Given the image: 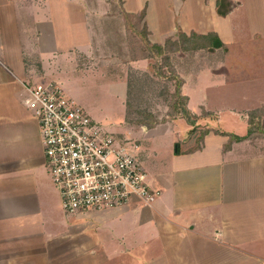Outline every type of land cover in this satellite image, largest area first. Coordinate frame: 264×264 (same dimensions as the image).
<instances>
[{
	"label": "crops",
	"instance_id": "obj_1",
	"mask_svg": "<svg viewBox=\"0 0 264 264\" xmlns=\"http://www.w3.org/2000/svg\"><path fill=\"white\" fill-rule=\"evenodd\" d=\"M57 1V9L51 3L50 15L36 18L35 2L21 9L18 0H0V264H264V152L255 150L250 138L231 139L246 136L248 114L264 107V97L254 98L242 110L238 105L208 107L206 88L198 87L201 76L192 83V89L202 91L199 114L190 111L186 81L181 88L188 110L196 116L186 136L174 135L170 156L149 165L144 148L149 183L160 190L151 206L135 202L85 214L64 212L46 174L40 129L26 104V86L55 82L63 90L62 76L69 64L73 75L103 77L111 93L124 101L128 84L79 66L80 53L92 56L88 18L72 9L74 2ZM227 1L233 8L216 25V0H188L193 20L188 25V18L171 7L178 0H123V9L130 14L145 10L150 38H159H151L153 43H162L179 29L202 35L216 32L228 54V62L220 67L232 74V79H221L222 85L263 89L264 0ZM238 15L240 26L232 20ZM228 66L238 71H227ZM257 69L263 71H253ZM223 110L234 116L240 112L244 134L214 127ZM206 129L210 133L200 147L189 148L198 131Z\"/></svg>",
	"mask_w": 264,
	"mask_h": 264
},
{
	"label": "rangeland",
	"instance_id": "obj_2",
	"mask_svg": "<svg viewBox=\"0 0 264 264\" xmlns=\"http://www.w3.org/2000/svg\"><path fill=\"white\" fill-rule=\"evenodd\" d=\"M29 1L18 0V5L21 9H24L28 6ZM178 1L180 2L172 4L171 7L175 8L177 14L181 15L180 17L184 16V18H188V21H185L184 24L193 23V20L188 16V10L192 7L188 4V0ZM31 2H35L36 4L37 14L35 16L39 18L42 13L51 14V3V8L57 9L58 1L48 3V0H31ZM44 2H47L46 5ZM68 2H74L73 4L76 9L74 6L71 8L75 12L80 11L86 14L91 30L90 51L92 56L86 57L83 53H80L78 55L79 66L84 69L87 65L93 72L95 70L101 71L102 75L114 76L119 81L126 82L128 85L130 83L131 86H127L126 101H124V99L115 97L111 93L110 87L106 84L103 77L96 74H91L90 77L89 73L85 74L86 76L83 74H79V76L73 75L74 71L72 69L74 70V68L69 64L65 67L62 76L66 79L64 85L65 95L75 100L92 120L101 125L107 132L113 134L118 143H121L120 140L125 142L126 148L134 152L139 159L146 157V153L143 152L146 147L150 162L145 163L148 165L159 159L166 160L170 156L169 144L174 135L184 138L187 134L188 121L180 117L181 109L179 110V108H181L182 101L177 98L174 91L177 85L176 82L179 80L178 78L174 79L173 76H176V74L183 84L185 81L188 84L186 93L191 96L189 108L190 111H195L197 114H199L198 104L202 98L201 90L195 91L192 89V83L195 82L197 76H201L202 78L198 87L203 91L206 88L208 96L205 104L208 107L219 105L221 107H232L238 105V109H241L246 107L247 103H253L254 98L264 97V88L255 89L246 87L240 90L237 86L222 85L223 81L221 79H232V74L225 73L226 69L223 68L224 65L220 67L221 64L228 62L226 51L223 48L213 51H208L207 49L196 50L194 48L202 46L205 44V41L200 38L190 37V42L184 44L179 39V32L183 31L182 29H179V32L177 31L175 36L167 37L162 43H153L151 41L152 37L150 38V32L147 30V39L152 44L164 45L168 39L176 41L177 46L173 44L166 45L167 53L164 57H155L153 52L146 48L141 37L142 31H144L143 28L146 26V23L143 21L145 10L143 11V17L142 12L137 14L127 13L130 16L125 17L123 15L125 12L123 0H68ZM227 4L230 5L228 8L230 11L224 16L218 13L216 5V9L214 10V25L218 24V21L221 22L223 17L230 14L233 4L230 2ZM44 9L48 10L42 12ZM224 10L225 8H221L222 12ZM240 19V15L234 17L232 19L234 25L240 26ZM192 33L188 32L185 34L191 35ZM210 33L218 35L214 31H210L206 35ZM57 38L59 39V37ZM155 38L159 39L157 37L152 39L154 40ZM51 45L53 46L54 43L52 42ZM245 49V55L248 57L251 54L250 46L245 47ZM236 56L234 54V57ZM261 56L264 58V55ZM230 58L234 60L233 57ZM248 60L250 59L248 58ZM251 61L247 62V64H252ZM90 62L92 64H89ZM259 62L260 60L253 64H258ZM159 67L163 72L160 75L158 74ZM230 68L232 67L228 66L227 71H238V68ZM203 71L205 75H202ZM210 71L213 73V77ZM253 71L259 72L263 70L257 69ZM249 75L253 76V74ZM260 75L258 74L256 77L260 78L264 76ZM207 88L209 89L207 90ZM247 97L249 99L246 100ZM259 109L262 112L263 117L261 118L264 122V107ZM239 114L240 112H237L234 116L227 110H223L221 115L222 120L217 122L214 127L233 133L244 134L246 127L240 121L242 118ZM171 130L174 131L169 133ZM141 133L146 134L142 139L140 138ZM154 134L160 135L153 136ZM250 139L253 141L251 146L263 153L264 134H258ZM188 147H191V149L199 148V137L196 139L195 137L192 138L188 143ZM46 174L51 180L47 170ZM51 183L53 184V182ZM54 188L58 191L55 186Z\"/></svg>",
	"mask_w": 264,
	"mask_h": 264
},
{
	"label": "built area",
	"instance_id": "obj_3",
	"mask_svg": "<svg viewBox=\"0 0 264 264\" xmlns=\"http://www.w3.org/2000/svg\"><path fill=\"white\" fill-rule=\"evenodd\" d=\"M27 107L38 123L45 168L68 215L151 206L154 188L142 159L92 120L55 82L26 86Z\"/></svg>",
	"mask_w": 264,
	"mask_h": 264
},
{
	"label": "trees",
	"instance_id": "obj_4",
	"mask_svg": "<svg viewBox=\"0 0 264 264\" xmlns=\"http://www.w3.org/2000/svg\"><path fill=\"white\" fill-rule=\"evenodd\" d=\"M224 3H225V5H224ZM227 3H228L227 0H217L216 5H217L218 13L220 15L224 16V15L228 14V12L230 11V9H228L230 5H228ZM221 8L222 9L225 8V10L222 12ZM123 15L125 17L130 16V14H127L126 12H124ZM143 16H144V14L142 12V17ZM143 30L144 31H142L143 33H142L141 37L143 38V41L145 43L146 48L150 49L153 52V55L155 57H162V56L164 57L166 55V53H167L166 45L167 44L176 45V41H173L171 39H168L164 45L152 44L147 39L148 31L146 29V26H144ZM190 37L200 38V39L205 41V44H203L202 46H199L197 48L195 47L194 49H196V50L197 49H207L208 51H213V50L223 48L226 51L225 45L220 40L218 35H216L215 33H210L208 35L203 36V35H198L195 32H193L191 35H186L182 31L179 32V39L182 40L184 44H187L188 42H190V39H189ZM147 58H149V57H147ZM157 67L158 66L156 64V68ZM161 73H163V72H162L161 68L159 67L158 68V74L160 75ZM173 77H174V79H176V78L179 79L176 82L177 85H176V88L174 89V91H175L177 98L182 101L181 108H179V110L181 109L180 116L185 118L189 124L194 125V123L196 122V116L192 115V113L188 110V108H187L188 98L186 96L182 95V92H181V87L183 85V82L177 74H176V76H173ZM128 86H131V84L129 83ZM261 117H263V116H262V112L260 109H256V110L249 112V114H248V132H247L246 136L238 137L235 135H231V139L236 140V141H243V140L249 139L253 136H256L258 134H264V122H263ZM151 126H153V124H151ZM215 132L221 133L217 130ZM209 133H210V130H208V129L198 131L200 141L203 139V137L205 135H207ZM224 134H226V133H224ZM226 135H228V134H226Z\"/></svg>",
	"mask_w": 264,
	"mask_h": 264
}]
</instances>
